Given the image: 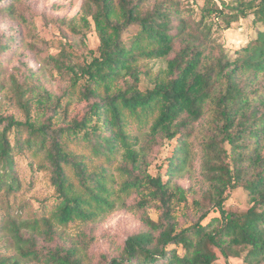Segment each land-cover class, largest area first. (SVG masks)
Here are the masks:
<instances>
[{"label":"trees","instance_id":"1","mask_svg":"<svg viewBox=\"0 0 264 264\" xmlns=\"http://www.w3.org/2000/svg\"><path fill=\"white\" fill-rule=\"evenodd\" d=\"M21 1L0 0V18L20 17ZM219 1L204 0L194 17L179 0H82L70 34L80 42L92 28L99 44L81 56L79 43L67 40L46 56L63 93L26 96L34 88L13 81L12 100L24 119L0 115L6 209L0 233L17 256L0 251V264H84L75 248L51 245L57 229L94 222L115 208L139 213L143 230L108 264H214L215 251L225 260L264 264V0ZM249 13L262 29L231 59L217 31ZM12 41L0 39V73ZM144 59L164 60L166 67L141 90ZM72 93L83 110L60 121ZM129 121L147 130L134 135ZM165 141L175 144L163 174L153 176L155 149ZM17 155L49 174L56 196L50 210L28 219L18 209L14 214ZM111 168L119 178L115 190ZM194 168L196 191L178 184ZM238 188L247 192L249 208L225 210L228 193Z\"/></svg>","mask_w":264,"mask_h":264},{"label":"rangeland","instance_id":"2","mask_svg":"<svg viewBox=\"0 0 264 264\" xmlns=\"http://www.w3.org/2000/svg\"><path fill=\"white\" fill-rule=\"evenodd\" d=\"M215 2L218 5L220 3L219 0H215ZM223 2L229 6L233 0H223ZM179 3L183 8L194 10V17H196L199 8L204 4V0H179ZM81 4L82 0H22L18 6L20 17L8 20L0 18V39L3 42L8 39L13 40L11 49L5 52L1 58L3 71L0 73V115H13L17 120L24 119L22 112L12 100L13 81H17V84L24 87L31 86L34 88L33 93L29 91L30 93L26 96L29 94L34 96L37 91L42 89H45L54 98L63 93L64 84L51 78L44 59L48 54L57 53L61 42L67 40L78 42V39L70 34L68 25L70 21L78 18ZM232 6H235L234 2ZM261 29V24L255 22L253 14L249 13L246 18H239L229 28L217 31V42L222 45L227 56L234 59L236 57L235 51L245 47ZM78 43L76 50L77 54L81 56L88 52L95 53L99 44L92 28L86 33L85 39ZM139 66L147 72L146 76L142 77L139 86L143 90L150 86L151 80L165 69L166 64L164 60L160 59H144L140 61ZM67 102L69 106L66 109L63 107L64 112H61L63 119L60 121L64 120L65 114L69 120L74 116H80L83 110L84 104H79L75 100L74 93L67 98ZM60 121L58 122L60 123ZM128 130L138 136L147 129L144 128L140 132L137 125L129 121ZM174 144V141H165L161 147L155 149V158L149 168L150 174L153 176L157 173L163 174L162 166L165 164V159L170 155ZM15 161L21 189L14 200V214L18 209V216L22 219H28L50 210L56 196L50 184L49 174L42 171L38 172L34 167H31L27 155H17ZM93 162L96 163L97 161L94 160ZM196 166L197 164L194 163V167ZM110 171L114 180L111 188L115 190L119 178L113 168ZM190 174L191 177L187 174H181L182 177L178 180V184L185 189L190 188L196 191L200 185L197 170L191 171ZM124 201L127 205L133 204L134 195ZM4 202L3 197L0 196V221L4 211H6ZM11 203H13L12 199ZM224 208L233 212L246 211L249 208L247 192L238 188L228 193ZM147 213L154 219L157 216L153 210H147ZM142 230L143 225L139 213L115 208L99 214L94 222L76 220L64 227H59L57 229L60 233L59 238H56L51 245L75 248L84 264H108V261L116 256L123 247L125 240ZM3 237L0 233V251L16 257L13 248L2 243ZM42 245L40 243V246ZM214 257V264H242V257L225 260L218 251H215Z\"/></svg>","mask_w":264,"mask_h":264}]
</instances>
